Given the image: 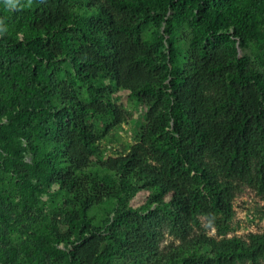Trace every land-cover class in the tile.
<instances>
[{"label": "trees", "instance_id": "trees-1", "mask_svg": "<svg viewBox=\"0 0 264 264\" xmlns=\"http://www.w3.org/2000/svg\"><path fill=\"white\" fill-rule=\"evenodd\" d=\"M162 1L175 10L165 61L139 22L150 0H12L15 10L0 0V182L12 171L20 189L18 201L0 192V264H114L117 254L264 264V230L228 235L239 185L264 196V77L235 52L245 35L233 18L246 21V3L200 9L208 23L181 49L179 0ZM62 63L72 68L65 79ZM119 91L146 106L147 121L126 153L101 157L89 120L127 121L110 97ZM33 179L59 192L62 206L30 239L12 241L40 208ZM108 201L119 207L102 230L89 211ZM153 208L179 238L167 249L148 225Z\"/></svg>", "mask_w": 264, "mask_h": 264}, {"label": "rangeland", "instance_id": "rangeland-1", "mask_svg": "<svg viewBox=\"0 0 264 264\" xmlns=\"http://www.w3.org/2000/svg\"><path fill=\"white\" fill-rule=\"evenodd\" d=\"M246 3L245 17L246 21L233 18V22L239 24L242 33L245 35V41L239 39L235 41V52L237 56H242L247 63L258 69L264 77V0H244ZM152 7L145 8L139 17V22L143 36L147 42L159 41L157 54L162 61H165L168 44L165 40L167 34L164 31L170 23L175 20V10L166 8L162 0H150ZM218 5L219 0H179L182 17L177 30L182 31L183 40L181 49H185L188 41L196 30H202L208 23L205 15L200 14V9L210 11L211 5ZM16 7V2H12ZM15 10V8H9ZM221 19L223 15L220 16ZM229 30L230 26H224ZM164 36L163 44L160 43L161 37ZM72 73V68L67 63H62L60 77L67 78ZM76 86L80 88L82 97L89 99V93L86 87L76 79ZM100 84H105L106 79H100ZM115 101L122 106L128 116V120L121 123L118 127L107 128L108 119L101 117L98 120L90 118L89 122L94 123V127L100 135L99 153L101 157L124 154L128 151L129 146L138 138L142 128L147 121V108L139 102L134 96L127 92L119 91L116 97L110 95ZM31 152L26 151L22 161H29ZM17 176L12 171L3 173V182H0V192H13L16 195V201L20 199V189L16 183ZM1 181V177H0ZM32 186L34 192L41 199L40 208L33 213L35 218L30 220L31 226L27 230L11 232L12 241L17 239H30V235L36 232V229L44 222V219L51 217L53 211H60L62 201L60 193L45 184L39 183L33 179ZM19 189V191L17 189ZM234 216L232 218V231L228 235H238L246 237L250 232H260L264 230V196L245 185L240 184L235 190L233 198ZM119 207L117 201H108L104 205L95 207L89 211L90 216L96 223L102 227V230L108 227ZM154 209V213L149 217V223L157 232L159 245L162 249H167L170 245L177 244L179 238L171 231L170 220L166 214L160 210ZM39 213V214H38ZM203 225H204V220ZM209 234L214 235L215 229H208ZM54 245V244H52ZM58 249L65 250L62 243H57ZM114 264H147L146 257L143 255L120 254L113 258ZM248 264V263H245Z\"/></svg>", "mask_w": 264, "mask_h": 264}, {"label": "clouds", "instance_id": "clouds-1", "mask_svg": "<svg viewBox=\"0 0 264 264\" xmlns=\"http://www.w3.org/2000/svg\"><path fill=\"white\" fill-rule=\"evenodd\" d=\"M5 3L8 7L10 8H16L13 4H12V0H5Z\"/></svg>", "mask_w": 264, "mask_h": 264}]
</instances>
